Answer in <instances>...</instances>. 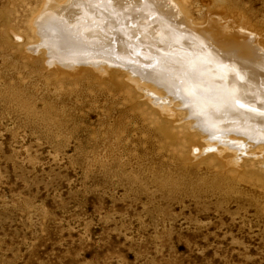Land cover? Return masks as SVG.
<instances>
[{
  "label": "rangeland",
  "instance_id": "1",
  "mask_svg": "<svg viewBox=\"0 0 264 264\" xmlns=\"http://www.w3.org/2000/svg\"><path fill=\"white\" fill-rule=\"evenodd\" d=\"M42 1L0 0V264H264V142L163 108L121 57L52 62ZM188 1L194 16H245L264 45V0ZM169 4L152 2L149 20ZM117 5L66 19L105 24Z\"/></svg>",
  "mask_w": 264,
  "mask_h": 264
},
{
  "label": "bare ground",
  "instance_id": "2",
  "mask_svg": "<svg viewBox=\"0 0 264 264\" xmlns=\"http://www.w3.org/2000/svg\"><path fill=\"white\" fill-rule=\"evenodd\" d=\"M93 1L74 0L73 5ZM117 1L116 14L107 15L105 24L91 19L75 25L66 19L76 10L69 9L70 0H43L34 13L42 10L44 16L46 30L40 36H54L43 39L53 53L52 62L96 64L121 57V64L149 83L146 88L157 100L166 99L160 103L163 108L183 104L202 127L214 134L222 131L229 141L244 138L250 146L264 142V125L247 132L242 122L231 123L235 114L257 124L264 121V45L245 16H194L188 0H170L165 13L172 9L175 14L149 20V5L159 0H147L142 8ZM118 20L122 29L115 28ZM102 44L105 47H98Z\"/></svg>",
  "mask_w": 264,
  "mask_h": 264
}]
</instances>
